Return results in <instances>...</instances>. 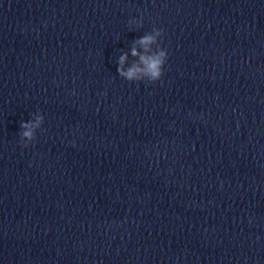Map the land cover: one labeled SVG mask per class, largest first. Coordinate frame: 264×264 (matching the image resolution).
I'll return each mask as SVG.
<instances>
[{"label": "water", "instance_id": "95a60500", "mask_svg": "<svg viewBox=\"0 0 264 264\" xmlns=\"http://www.w3.org/2000/svg\"><path fill=\"white\" fill-rule=\"evenodd\" d=\"M0 264H264V0H0Z\"/></svg>", "mask_w": 264, "mask_h": 264}, {"label": "clouds", "instance_id": "9594fccd", "mask_svg": "<svg viewBox=\"0 0 264 264\" xmlns=\"http://www.w3.org/2000/svg\"><path fill=\"white\" fill-rule=\"evenodd\" d=\"M130 30L137 31L144 26L143 16L132 17L128 21ZM164 35L162 28L154 27L135 39L127 49L121 48L115 58L118 75L129 82L160 81L169 60V51L160 44ZM75 90L73 95H75ZM31 118L20 122V142L28 147L37 139V133L43 130L46 116L43 111L30 114Z\"/></svg>", "mask_w": 264, "mask_h": 264}]
</instances>
